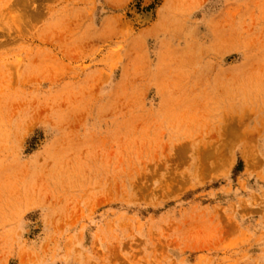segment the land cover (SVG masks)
Here are the masks:
<instances>
[{"label": "rangeland", "instance_id": "374dc122", "mask_svg": "<svg viewBox=\"0 0 264 264\" xmlns=\"http://www.w3.org/2000/svg\"><path fill=\"white\" fill-rule=\"evenodd\" d=\"M0 264H264V0H0Z\"/></svg>", "mask_w": 264, "mask_h": 264}, {"label": "bare ground", "instance_id": "6f19581e", "mask_svg": "<svg viewBox=\"0 0 264 264\" xmlns=\"http://www.w3.org/2000/svg\"><path fill=\"white\" fill-rule=\"evenodd\" d=\"M150 16V14H148V15H146V17H149ZM220 112H222V110H219ZM15 160L17 161V159L15 158ZM18 163V161L17 162H14L13 164H17ZM54 164H57V163H55L54 162Z\"/></svg>", "mask_w": 264, "mask_h": 264}]
</instances>
